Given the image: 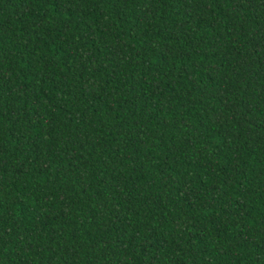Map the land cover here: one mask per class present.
Wrapping results in <instances>:
<instances>
[{
    "label": "trees",
    "instance_id": "1",
    "mask_svg": "<svg viewBox=\"0 0 264 264\" xmlns=\"http://www.w3.org/2000/svg\"><path fill=\"white\" fill-rule=\"evenodd\" d=\"M0 264H264V0H0Z\"/></svg>",
    "mask_w": 264,
    "mask_h": 264
}]
</instances>
